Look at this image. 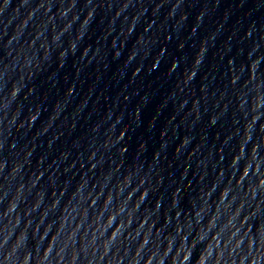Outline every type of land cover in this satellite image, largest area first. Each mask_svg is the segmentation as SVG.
Wrapping results in <instances>:
<instances>
[{"label":"water","instance_id":"water-1","mask_svg":"<svg viewBox=\"0 0 264 264\" xmlns=\"http://www.w3.org/2000/svg\"><path fill=\"white\" fill-rule=\"evenodd\" d=\"M0 264H264V0H0Z\"/></svg>","mask_w":264,"mask_h":264}]
</instances>
